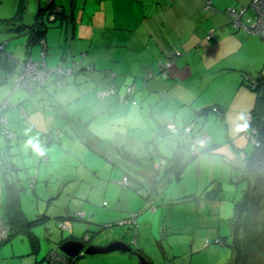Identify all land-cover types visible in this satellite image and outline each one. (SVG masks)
Masks as SVG:
<instances>
[{
    "label": "crops",
    "instance_id": "obj_1",
    "mask_svg": "<svg viewBox=\"0 0 264 264\" xmlns=\"http://www.w3.org/2000/svg\"><path fill=\"white\" fill-rule=\"evenodd\" d=\"M35 1L28 0V4L33 7L39 3ZM90 1L57 0L72 13L73 19L70 21H73V34L68 49L65 45L68 44L64 29L66 19H60L61 25L57 27H47L42 44L39 43L40 48L44 45L47 50L44 59L48 64L75 60L73 62L78 63V68L65 76L64 83L57 89H52L51 84L31 91L20 87L18 97L12 102L21 104L25 112L22 114L16 106H12L7 111L6 125L13 135L7 136L0 130V136L10 139L7 143L9 153L17 154L14 159L2 158L0 162V214L3 218L8 215L5 204L8 185L16 194L18 202L26 191L24 188L27 183L34 188L32 199L36 203L47 204L41 214H29L19 203L26 217L36 220L32 231L37 242L33 245L30 236L24 233L29 242L25 241V246L19 248L12 235L0 244V264H46L47 256L54 250L56 242L46 253H41L35 233V225L46 220L50 221L49 225H45L46 232H60L57 236L91 232L86 244L105 245L122 239L134 249H139L154 264L144 244L155 240L162 248L164 244H161V238L155 239L157 232L150 229L148 232L136 230L135 244L125 240L127 230L131 227L134 229L136 225V219L135 224L129 219L136 209L128 200L124 206L120 203L109 208L106 196H110L108 189L114 184L110 179L108 181L106 174L101 173L102 170L108 171L106 164L96 160L92 152L107 162L112 160L108 156L113 154L116 157H113L116 160L112 162L113 166L119 170L116 173L110 170L109 174L117 180L126 174L131 183L124 186L120 182L121 178L119 183L139 192L145 190L143 200L153 203L154 197L162 189L172 182L181 181L190 161L195 159L196 169L193 172L198 175L202 159L217 152L223 140L222 134L218 132L217 135L215 126L204 127L205 118L211 124V120H214L218 130L222 131L217 122L220 119L227 132L229 126L233 125L234 117H238L242 125L245 122L243 132L249 139L250 129L245 114L251 111L256 94L244 83L243 78L245 74L255 76L264 72V38L247 32L241 26L236 27L225 8L245 7L241 19L249 24L244 20V14L250 13L251 8L248 6L251 0H212V8H206L203 0H108L110 7H115L114 11L111 8L109 10L110 27L126 30H118L121 33L110 32L105 43L110 48L104 53L90 52V47L96 44L91 46L95 29L90 32L88 24L83 23L82 19L75 23V14ZM0 5L10 11L16 6V0H0ZM105 8H109L108 4ZM3 16L6 15H0ZM249 16L252 18V10ZM83 24L87 29H83ZM134 28H138L141 36L132 35L130 30ZM5 30L10 35L0 40L4 48L7 40L22 35ZM210 31L214 33L213 40L207 38ZM114 46H124L122 56ZM177 50L179 54L173 55ZM26 53L19 55L0 50V83L8 80L11 87L15 76L8 77L7 72L12 69L19 72L26 58H35L33 47H28ZM51 53L59 57L51 58ZM66 53L69 54L65 60ZM168 60L171 63L165 68L166 74H163L160 63ZM124 61L130 64L126 68L122 65ZM146 74H149L147 78ZM128 86L131 87L130 92L127 91ZM15 92H12L10 100ZM205 106L213 108L202 114L201 109ZM187 122L190 124L188 130L179 128ZM170 123L175 124L177 129L168 132L164 126ZM161 131L173 141L171 150L162 151L161 143L156 141V133ZM199 134L208 136L212 151L203 150V145L199 146L198 152L191 151L190 142ZM30 140L39 146L42 154L33 150L28 144ZM0 147L2 152L5 151V157H8V148ZM182 147L185 148V155L197 157L186 163L180 179L169 182L177 168V160L172 157L173 151ZM233 150L237 152L238 149ZM231 160L234 159L229 162ZM23 168L25 184L22 185L19 183L21 177L15 176V171ZM120 172L121 175H118ZM39 178L43 182L41 185L36 183ZM196 182L190 186L191 195L183 189L180 193L182 196L178 198L189 200L197 197V201L214 198L204 197L203 191L208 184L202 186L198 180ZM121 193L126 199L130 198L129 189H121ZM25 196L27 198V194ZM173 197L171 195L169 198ZM119 223L127 224L126 228L120 225L109 237L108 234L97 236L96 233L102 228ZM56 224L59 230H56ZM164 231L162 225L158 233L166 236ZM7 244L10 246L9 251ZM57 251L66 255L59 249ZM107 254L105 261L103 256ZM125 255L131 257L135 254L116 249L104 253H78L73 260L82 264H122L127 262Z\"/></svg>",
    "mask_w": 264,
    "mask_h": 264
},
{
    "label": "rangeland",
    "instance_id": "obj_2",
    "mask_svg": "<svg viewBox=\"0 0 264 264\" xmlns=\"http://www.w3.org/2000/svg\"><path fill=\"white\" fill-rule=\"evenodd\" d=\"M43 1L45 3L46 0ZM83 1L85 2V0ZM106 4H108L109 8H105ZM31 6L32 5H29L26 10L27 14L25 16V19L27 20L32 19L36 10L35 6ZM110 8L112 9V11H114L115 9L114 6L110 7L108 0H103L102 2L101 0H91L86 4L84 8L79 9L78 12L75 14L77 18V22L75 21V23H78V21L82 19L83 23L86 22L88 24L90 32L95 29V34L91 46L94 43L96 44L90 47L91 49L88 48L86 50L90 49V52L97 51V53H104L108 48H110V46L105 44L110 32L118 30L124 32L126 30L125 28H117V30H114L112 27H110L108 23V14ZM14 11L15 7L12 8L10 11H6L0 5V15H8L13 13ZM249 11L251 13V9ZM250 13L246 12L244 14V20L246 22H251L252 18L249 16ZM43 19L45 21V24L48 25L50 28L55 26L57 27L60 24L59 18L55 21H48L46 13L43 14ZM83 26V29H87L84 24ZM130 31L135 37L141 36V33L139 32L138 28L131 29ZM118 32L121 33L120 31ZM9 35L10 33L5 29L0 30V40H4ZM214 37L215 36L211 35L207 38L213 40ZM25 39V36L21 35L16 39L7 40L5 42V48L3 47L4 53L8 51L12 53H17L19 55L25 54L28 49V47L25 45ZM65 45L68 49L69 43ZM31 47H33V55L35 59H40L39 43H33ZM87 47L89 46H85V48ZM114 48H116L117 53L122 56L124 52L122 49L124 48V46H114ZM48 56H50V54H48ZM57 57H59V55H57L56 53L55 55L51 53V58ZM118 62H115V64H118ZM130 62L133 63V60H130ZM122 65L124 68H126L127 65L130 64H127L124 61ZM257 71L260 70H256V72ZM17 73L18 72H16L15 69H12V71L7 72V76L13 77L16 76ZM64 79L65 77L63 78L62 84L64 83ZM53 88L56 87H52V89ZM10 91L11 87L8 80L4 83H0V99L7 96ZM15 91L16 92L12 96V101H14L16 97H18L21 90L17 89ZM162 101H164V99ZM211 121H213L212 124L209 119L205 118L204 127L212 128V126H215V131L217 132V135L219 132L220 134H222L221 139H223L222 143L216 149L217 152L211 153L208 157L202 159V163L200 165L201 171L198 175L196 173L194 174L193 172V170L196 169L195 159L194 161H190V165L187 168V171L183 174L181 181L172 182L164 189H162L159 192L160 194L154 197L155 202L153 201V203L150 200H143L142 196L145 195V190L139 192L133 189L132 187H124L119 183L121 176L117 180L114 175L111 176L109 174L110 170L112 173H116L119 170L118 168L113 166V163L116 161V157L113 154L111 156H108V159L112 160H108L107 162L104 159H101L99 155L91 151L93 154H95V159L104 162L108 168V171L102 170L101 173L103 175L106 174L108 181L110 179L116 186L115 187L114 185H111L108 189V195L110 193V196H106V199L108 198L109 200H107L109 208H114V204L117 205L120 203L124 206V204L128 200L136 209V213L134 212V214H136V225L134 229L131 227L127 230L126 234L124 235L125 240L131 244H135L133 242L135 237L134 232L136 230L138 232L139 230L141 232H148L150 229L152 230V232H157V236L155 239L161 238V244H164L162 248H160L159 245L155 243V240L147 241V243L144 244V249L148 253V255L153 259L154 264H228L232 257L233 246L231 245V243L234 241V237L232 234L233 226L238 227V232H240L241 236L238 240H240V242H242L243 244L245 242L247 244H245V247L242 249H247L250 252L251 258L248 259L247 263L264 264V193H262L260 197H258L257 200L259 201L254 205L253 209L250 208V205L248 203L246 208L244 210H241V216L237 221L236 214L234 213V204L236 201H240L243 199L242 192L244 185H246V181L236 180L233 175L235 167L230 164L231 162L227 160L234 159V162H240L241 159L245 157L246 153L251 149L252 142L248 139V136H246V132H243V130H237L238 126L242 125L241 120L238 117H234L233 125L231 127L229 126L227 132H225L226 128L222 124V121L220 119H218L217 122L219 123L222 131L218 130L216 124H214V120ZM243 123V125H245L244 121ZM155 131L156 130H154V132ZM149 137H151L152 139V136ZM157 140L159 141V143H161L160 146L162 151L171 150L170 145L173 141H171L169 138L167 139L164 131L156 133V141ZM9 141L10 139H5V137L0 136V146L8 148V150H6L8 157H5V151L2 152L0 150V162L2 158H6V160H9L10 158L14 159V157L17 155L13 152L9 153L10 147L7 146V143ZM233 143L235 145H233ZM233 148H237V152H234ZM35 167L33 170H35ZM232 167L233 171H231ZM118 175H121V172L118 173ZM15 176L21 177L19 183H21L22 185L25 184L24 168L22 170H16ZM260 176L261 174L258 177ZM237 178L241 179L242 174L238 175ZM251 178L252 177L249 178L248 182L252 181ZM196 180H198L199 184H201L202 186L209 184V187H212L213 185L217 187L220 185V194L215 193L214 198H210L209 200L203 198L197 201V197H194L189 200H183L181 198H178L182 196L180 193H182L183 189L186 190V194L191 195L190 186H193V183L196 184ZM36 183L38 185H41L43 182L39 178ZM123 187L125 189L130 190L131 193H129V199H126L124 195H122L121 189H124ZM24 189L26 191L24 195H22V197L20 198L21 207L25 210L26 213L41 214L42 211L46 209L45 207H47V204L45 202L36 203L34 199H32L34 188L31 187L29 184L27 185L26 183ZM25 194H27V198ZM252 194L253 193H250V196ZM171 195L174 196L172 199L169 198ZM106 203L107 202L105 201L104 204ZM97 204L99 205V203ZM155 207V210H151ZM49 224L50 221L46 220L45 222H40L39 224L35 225V233L38 236L39 251H41V253H46L48 249L54 245V240L60 233L51 231L48 232V230L46 232L44 230L45 225ZM120 225L124 226L123 229H125L127 226V224L121 223L116 224L114 226H106L105 228L99 230L96 234L98 237L104 234H108L109 237L110 234L114 231V229L119 228L117 226ZM162 225L165 229L164 234L166 236H161L158 233L159 228ZM56 226L58 225L56 224ZM56 230H59V226L58 228H56ZM64 233L67 234L69 232ZM26 237L27 236L24 233H15L13 236V240L19 248H23L25 246V241H28ZM108 237L104 238V240L108 239ZM145 237L146 235L143 236V238ZM219 238H221L220 241L218 240ZM222 238L224 239V242ZM6 247L7 251H9L10 246L7 244ZM125 256L129 264H140L137 256ZM107 257L108 254L104 255L103 260L106 261ZM127 262L121 263L127 264ZM77 264L82 263H79L78 261Z\"/></svg>",
    "mask_w": 264,
    "mask_h": 264
},
{
    "label": "trees",
    "instance_id": "obj_3",
    "mask_svg": "<svg viewBox=\"0 0 264 264\" xmlns=\"http://www.w3.org/2000/svg\"><path fill=\"white\" fill-rule=\"evenodd\" d=\"M32 1L36 2L35 0H32ZM207 1L210 3L211 8H212V6H214L213 5L214 3L212 0H203L204 6L207 3ZM37 2L39 3H36L35 5L36 10H35V13L32 19L27 20L25 19V16L27 14L26 10L29 6L28 0H16L15 11L11 14L0 17V30L8 29L10 31L18 32L19 34L25 35L26 37L25 45H27L28 47H31L33 43L42 44L41 41H43L44 39L45 31L47 27H49L48 25L45 24V21L43 20L44 13L47 14L48 21H55L58 18L64 21L65 19H67L68 14L70 15L69 16L70 19H73L71 11L66 9L62 4L58 3L57 0H46L45 3L43 0H37ZM248 7H250L251 10L253 11L250 5ZM225 10L227 12V7L225 8ZM51 14L55 15L54 20L50 18ZM253 14H254V11H253ZM59 25H61V23ZM1 26H4V27L2 28ZM64 26H65L64 29L66 33L65 37H67L66 42L70 43V40L73 34L72 33L73 21L72 20L69 21V26H67L66 24ZM209 33L214 35L213 31H210ZM1 44H3V42H1ZM40 51H44L46 53L47 50L44 45H42V47L40 48ZM68 54L69 53H66V55L64 54L65 60H66V56L68 57ZM173 55H176V53L173 52ZM71 63L72 62L70 60L67 64L70 65ZM162 63H164V61ZM56 64L58 65L59 63H56ZM48 65H54V64H48ZM165 71L166 69L162 70V73L166 74ZM148 76L149 74H146L145 78H147ZM13 79L14 77L12 78V81ZM12 81H11V89H12ZM243 81L244 83L248 84L251 87V89L255 91V94H256L255 102L250 111L251 119L248 120V123H247V126L249 127V129H252V128L255 129V136H254L255 139L252 140V138L249 136V140L252 142V147L246 153L245 157L241 159L240 162H234V160H231L232 165L235 167L233 175L236 178V180L246 181L245 182L246 185H244L243 192H242L243 199L240 201H236L234 204V209H235L234 213L236 214L237 221L241 216V210H244L246 206L248 205V203L250 205V208L253 209L254 205L259 201L257 200L258 197H260V195L264 193L263 192L264 191V133L262 132V129L264 128V74L261 72L256 74L255 76L253 75L250 76L249 74H245ZM49 84H51L53 87H58L57 84L53 81V76L50 79H48L45 83V85H49ZM60 85H62V83ZM211 108H213V106H205L204 108L201 109V113L203 114L207 112L208 109H211ZM10 109H8V111ZM187 125L190 126V124H188L187 122L184 125L179 126V128L185 129ZM164 127L169 132V128L167 126H164ZM179 130H182V129H179ZM170 133L172 132L170 131ZM208 142L209 140L206 141V144L203 147L202 146L200 147H202L203 150L209 149V151H212L213 149L212 143H208ZM109 145L113 146L114 144L109 143ZM184 151H185L184 147H182V149L175 148V150L173 151L172 157L175 159V161L177 160L176 162L177 168H176V171L173 177L168 180L169 182L172 180L175 181V180L180 179L184 171V168L186 167V163L196 156V155L195 156L191 155L190 153H189L190 156L185 155ZM227 160L230 161L229 159ZM241 174H242V178L241 179L237 178V176ZM260 174L261 176L258 177ZM250 177H252L251 178L252 181L248 182ZM208 187H209V184L204 188V191H203L205 198L214 197L215 193L220 194V189H221L220 186L216 187L215 185H213L212 187H209V188ZM6 188L7 189H6V194H5V204H6V210H7L8 215H5L4 219L10 227V230H9V233L6 239L11 237L15 233L18 234L22 232V233H25L27 236H30V241H32L34 245L37 241L33 234L32 226L36 220L34 221L26 217V215L23 213V211L21 210L19 206L20 202H18V198L16 194L10 190L11 187L9 185L6 186ZM250 193H253V194L250 196ZM129 218H131V216ZM134 220H135V216H134ZM130 222L134 223V221H130ZM101 226L103 227L105 225H101ZM232 234L234 237V241L231 243V245L233 246L232 257H231V260L228 262V264H249L247 263V261L249 258H251V255L247 249L242 250L245 247L244 245L246 244V242L243 244L242 242H240V240H238L241 236L240 232H238V227L233 226ZM64 237H66V235L57 236V238L54 240L56 244H55V248L53 251L58 252L57 244ZM90 237H91V233H89L88 237L85 239L86 243L88 242V240H90ZM220 239L221 238H219L218 240L220 241ZM222 240L224 242L223 238ZM80 254H83V253H80ZM68 260L71 264H77V261L75 259L73 260V258L68 257Z\"/></svg>",
    "mask_w": 264,
    "mask_h": 264
},
{
    "label": "built area",
    "instance_id": "obj_4",
    "mask_svg": "<svg viewBox=\"0 0 264 264\" xmlns=\"http://www.w3.org/2000/svg\"><path fill=\"white\" fill-rule=\"evenodd\" d=\"M250 6L252 7L254 14L251 22L249 24L245 23L242 21L241 16L245 10V7H233L230 6L227 8V12L232 16V22L236 27H243L247 32L254 33L256 35H259L260 37L264 38V0H251L249 2ZM206 8H210L211 5L207 1L205 4ZM54 14L50 15V18L53 19ZM70 20L66 21L67 22ZM212 35L211 33L207 34V37H210ZM3 49V44L0 43V50ZM176 54H179V51H175ZM45 52L40 51V59H35L29 56L26 58L22 63H21V68L17 75L14 77L12 81V89L10 93L3 97L0 100V129L7 135V136H12L13 131L10 130L7 126V111L10 109L12 106H16L19 111L23 114L24 108L22 107L21 104L19 103H13L10 100V96L12 92L18 88H25L28 91H31L37 87L44 86L46 81L50 79L53 76V81L59 86L62 83V79L67 76L71 75L74 73V71L78 68V63L76 64L75 62L72 61V63L69 65L67 63H62V64H54V65H48L45 62L44 59ZM171 63L170 60L161 63L162 69H165L169 64ZM127 91H131V87H127ZM246 119L250 120L251 119V113L247 112L245 114ZM167 127L169 130L174 131L177 129L175 124L170 123L167 124ZM190 128L189 125L186 126V130ZM250 137L252 140H254L255 136V129L252 128L250 129L249 132ZM208 140L207 135H196L194 136L193 140L190 142L191 146V151L193 153L198 152L199 146H204L206 144V141ZM122 185H127L130 184L131 181L129 180V177L124 174L120 180ZM134 216L135 214L133 213L131 215L130 220L134 221ZM10 227L3 218V216L0 214V243H2L8 236ZM46 264H71L68 260V257L64 255L63 253L60 252H55L51 251L46 259Z\"/></svg>",
    "mask_w": 264,
    "mask_h": 264
},
{
    "label": "water",
    "instance_id": "obj_5",
    "mask_svg": "<svg viewBox=\"0 0 264 264\" xmlns=\"http://www.w3.org/2000/svg\"><path fill=\"white\" fill-rule=\"evenodd\" d=\"M69 16L70 15L68 14L67 17L69 18ZM68 18L66 19V21L68 20ZM54 19L55 18H53V20ZM262 132L264 133V128L262 129ZM73 233L74 232L64 237L57 244V249L66 253V255H68L69 257H77V254L80 251H83V253H104L111 250L120 249L133 252L136 256H138L140 264H152V261L149 260L144 253L140 252L137 249H134L131 245L127 244L122 239L113 240L105 245L94 243L86 244L85 239L91 232H79L78 234Z\"/></svg>",
    "mask_w": 264,
    "mask_h": 264
},
{
    "label": "clouds",
    "instance_id": "obj_6",
    "mask_svg": "<svg viewBox=\"0 0 264 264\" xmlns=\"http://www.w3.org/2000/svg\"><path fill=\"white\" fill-rule=\"evenodd\" d=\"M69 20H70V18H69ZM2 50V49H1ZM242 119V118H241ZM244 127H246V125H239L238 126V131L239 130H243V128ZM28 144L30 145V146H32V148H33V150L34 151H36L38 154H42V150L39 148V146L37 145V144H35V143H33V141H28Z\"/></svg>",
    "mask_w": 264,
    "mask_h": 264
},
{
    "label": "bare ground",
    "instance_id": "obj_7",
    "mask_svg": "<svg viewBox=\"0 0 264 264\" xmlns=\"http://www.w3.org/2000/svg\"><path fill=\"white\" fill-rule=\"evenodd\" d=\"M79 253H83V251H80ZM71 258H73V257H71Z\"/></svg>",
    "mask_w": 264,
    "mask_h": 264
}]
</instances>
